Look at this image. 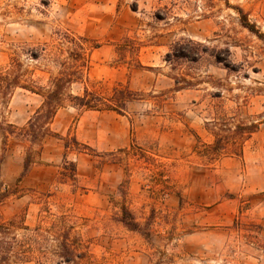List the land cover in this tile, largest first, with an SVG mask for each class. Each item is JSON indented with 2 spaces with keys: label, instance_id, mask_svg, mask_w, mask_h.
Listing matches in <instances>:
<instances>
[{
  "label": "rangeland",
  "instance_id": "1",
  "mask_svg": "<svg viewBox=\"0 0 264 264\" xmlns=\"http://www.w3.org/2000/svg\"><path fill=\"white\" fill-rule=\"evenodd\" d=\"M59 31L89 40L92 90L135 100L124 114L61 109L21 183L27 146L0 136V223L64 217L89 252L81 264H264V0H0V69ZM41 104L17 90L6 116L21 128ZM217 112L260 120L242 157L197 152ZM50 254L21 264H63Z\"/></svg>",
  "mask_w": 264,
  "mask_h": 264
},
{
  "label": "trees",
  "instance_id": "2",
  "mask_svg": "<svg viewBox=\"0 0 264 264\" xmlns=\"http://www.w3.org/2000/svg\"><path fill=\"white\" fill-rule=\"evenodd\" d=\"M240 11L243 14L242 10ZM242 25L258 35L243 15ZM56 38L47 43L27 48L16 46L8 65L0 69V136L4 147L12 138L26 144L24 171L18 183L29 174L32 167L43 156L44 143L55 134L51 126L61 109L73 107L80 110L116 112L124 114L127 105L136 95L128 87L114 88L106 96L90 88L89 40L73 33L59 31ZM98 46H94V49ZM83 85L82 93L75 94L74 85ZM17 90L27 91L42 98V104L25 126L18 128L7 116L9 103ZM207 122L206 130L213 142L203 144L198 139L197 152L210 161L225 157H242L248 142L259 131L261 122L255 117L242 119L238 114L232 117L220 116ZM68 152L72 149L70 139L62 138ZM72 141L80 145L75 137ZM87 147V146H86ZM71 165V176L76 177L77 167ZM10 192L1 193L3 202ZM122 222L131 230H138L130 210H123ZM66 219L53 221L46 226L31 229L24 223L18 227L15 219L0 223V264H21L32 259L50 261V255L58 257L63 264H81L89 255L80 236L73 235L74 227L65 226ZM25 231L19 236L17 231ZM43 244H47L43 249ZM53 248V251H51Z\"/></svg>",
  "mask_w": 264,
  "mask_h": 264
}]
</instances>
